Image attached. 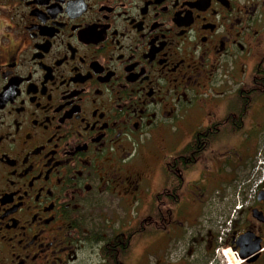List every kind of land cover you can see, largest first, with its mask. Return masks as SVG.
Segmentation results:
<instances>
[{
    "label": "flooded vegetation",
    "instance_id": "1",
    "mask_svg": "<svg viewBox=\"0 0 264 264\" xmlns=\"http://www.w3.org/2000/svg\"><path fill=\"white\" fill-rule=\"evenodd\" d=\"M243 92L263 116L264 0H0V264H128L147 231L155 264H264V184L222 182Z\"/></svg>",
    "mask_w": 264,
    "mask_h": 264
},
{
    "label": "rangeland",
    "instance_id": "2",
    "mask_svg": "<svg viewBox=\"0 0 264 264\" xmlns=\"http://www.w3.org/2000/svg\"><path fill=\"white\" fill-rule=\"evenodd\" d=\"M236 74L238 76H240V70L239 69H238ZM245 77H249V75H246ZM226 80H227V82H229V79H226ZM246 80H247V78H246ZM232 91H233V89H232ZM234 94L235 93L232 92V94H229V97L230 96L234 97L233 96ZM238 108H239V105H238ZM249 112L247 115H245V117L246 116L247 117H246V119H244V125H243L242 129L238 130L239 138L241 140H246L247 135L251 136L254 134L255 131H257L256 136H258L260 138V142L258 143V145H260L262 142H264V115L262 116V114L259 110L257 100L253 101V104L250 107ZM239 113H240V111H238V115H239ZM198 125H199L198 121L192 120V121H189L184 126L186 128H188L189 132H192L193 130L197 129ZM256 150L257 149H255V151ZM256 152H255V154H256ZM253 162H254V158L247 160L245 167H244L245 171L242 170L241 174L238 175V178L236 179L237 182L244 180L247 173L251 170ZM201 182H207V180L205 181L203 178H201L200 183ZM153 194H154V192H151L150 196L152 197ZM187 197H189V194L187 195ZM220 197H221L220 194H216V195L214 194V200L216 203H217V201H219ZM218 204H221V202L219 201ZM142 205H143V201L139 200V199H131L130 202L127 204L125 211L127 212V214L129 215V217L132 221L135 220L138 217V215L140 214L141 209H142ZM118 209H119L118 212H120L122 214L123 213L122 208H118ZM114 210H115V208H114ZM209 215H211V217L214 216L213 218H215V216H216L217 217L216 219H219V220H221L222 218L225 217L223 214L212 213ZM156 233L157 232H155V231H147L144 233L141 232V233L136 235V237L134 238L132 245H131L130 260H129L128 264H133V262L139 257L143 258L144 264H155L153 251L146 250L143 252V244L146 240L148 242L152 239V237L156 236L155 235ZM231 260H232V263H234V259L231 258Z\"/></svg>",
    "mask_w": 264,
    "mask_h": 264
},
{
    "label": "crops",
    "instance_id": "3",
    "mask_svg": "<svg viewBox=\"0 0 264 264\" xmlns=\"http://www.w3.org/2000/svg\"><path fill=\"white\" fill-rule=\"evenodd\" d=\"M226 105H224L222 107V111H224L226 109ZM241 166H238V159L237 160H233L232 163L228 166V168H226V173L223 174V179L222 182L224 183H229L231 182L233 179L236 178V176L238 175L239 171H241L239 168Z\"/></svg>",
    "mask_w": 264,
    "mask_h": 264
},
{
    "label": "built area",
    "instance_id": "4",
    "mask_svg": "<svg viewBox=\"0 0 264 264\" xmlns=\"http://www.w3.org/2000/svg\"><path fill=\"white\" fill-rule=\"evenodd\" d=\"M261 154L262 153H259V160L253 169V173L256 175V178L253 182V187H256L257 185L264 182V154Z\"/></svg>",
    "mask_w": 264,
    "mask_h": 264
},
{
    "label": "trees",
    "instance_id": "5",
    "mask_svg": "<svg viewBox=\"0 0 264 264\" xmlns=\"http://www.w3.org/2000/svg\"><path fill=\"white\" fill-rule=\"evenodd\" d=\"M247 95H248L247 92H243V96L240 98L242 105H240V113L238 115V124L242 121V118L244 117L246 109L249 104V102L247 101Z\"/></svg>",
    "mask_w": 264,
    "mask_h": 264
}]
</instances>
